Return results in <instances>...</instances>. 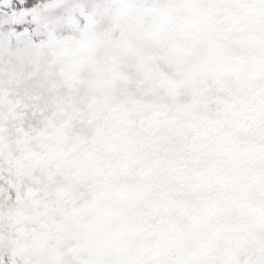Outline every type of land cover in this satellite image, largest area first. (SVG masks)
I'll list each match as a JSON object with an SVG mask.
<instances>
[{
  "label": "snow or ice",
  "instance_id": "6c2138e0",
  "mask_svg": "<svg viewBox=\"0 0 264 264\" xmlns=\"http://www.w3.org/2000/svg\"><path fill=\"white\" fill-rule=\"evenodd\" d=\"M0 264H264V0H0Z\"/></svg>",
  "mask_w": 264,
  "mask_h": 264
}]
</instances>
